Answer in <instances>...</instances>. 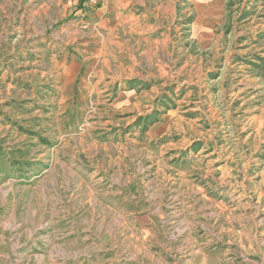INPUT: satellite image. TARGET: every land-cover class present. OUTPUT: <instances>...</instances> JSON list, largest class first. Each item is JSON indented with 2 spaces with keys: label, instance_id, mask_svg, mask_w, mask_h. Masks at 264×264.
Returning a JSON list of instances; mask_svg holds the SVG:
<instances>
[{
  "label": "rangeland",
  "instance_id": "obj_1",
  "mask_svg": "<svg viewBox=\"0 0 264 264\" xmlns=\"http://www.w3.org/2000/svg\"><path fill=\"white\" fill-rule=\"evenodd\" d=\"M100 1L52 22L41 0H0V264H264L256 99L241 113L223 61L199 63L191 0H171L182 34L175 18L162 43L130 41L131 72L104 65Z\"/></svg>",
  "mask_w": 264,
  "mask_h": 264
},
{
  "label": "crops",
  "instance_id": "obj_2",
  "mask_svg": "<svg viewBox=\"0 0 264 264\" xmlns=\"http://www.w3.org/2000/svg\"><path fill=\"white\" fill-rule=\"evenodd\" d=\"M41 1L51 9L49 14L52 22L53 19L56 22L66 20L74 11L73 5L68 3L70 0ZM139 2L145 5L144 13L128 14V7ZM152 2L153 0H101L99 7L89 13L88 21L96 24L103 35L94 47V56L100 62L106 65L110 58L131 72V67L135 64L125 52L130 51L127 47L131 46V40L134 44L145 41L150 48L152 44L162 43L168 36V24L170 21L172 24L175 18L176 33H183L180 32L186 25L184 10L180 8L183 3L175 6L174 1L159 0V7L154 12L151 9L149 12L147 7H151ZM190 10L187 26L190 29V41L199 54V63L206 59L209 71L212 72L215 71L214 61L216 60V64L217 59L222 60L225 80L227 85H232L227 90V95L237 98L238 110L246 106L245 99L255 98L254 107L257 118L260 119L264 115V0H191ZM68 28L70 27L65 29ZM118 29L128 34L129 41L124 42L115 34ZM127 58L129 62L125 64ZM115 80L121 81L124 78L118 77ZM246 107L240 112L247 114L245 110L250 106ZM46 144L47 142L43 145Z\"/></svg>",
  "mask_w": 264,
  "mask_h": 264
},
{
  "label": "trees",
  "instance_id": "obj_3",
  "mask_svg": "<svg viewBox=\"0 0 264 264\" xmlns=\"http://www.w3.org/2000/svg\"><path fill=\"white\" fill-rule=\"evenodd\" d=\"M44 142V141H43ZM44 143H46V142H44ZM4 151H3V149H2V147L0 146V161H2V160H5V156H4V153H3ZM10 162H14V163H12L14 166H16V167H20V163H17L18 161H16L14 158H13V156L11 155V158H10ZM1 164V163H0Z\"/></svg>",
  "mask_w": 264,
  "mask_h": 264
}]
</instances>
